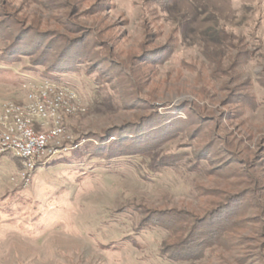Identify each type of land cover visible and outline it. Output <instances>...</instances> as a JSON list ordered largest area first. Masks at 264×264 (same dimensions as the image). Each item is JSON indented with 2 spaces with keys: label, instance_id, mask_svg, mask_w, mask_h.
<instances>
[{
  "label": "rangeland",
  "instance_id": "rangeland-1",
  "mask_svg": "<svg viewBox=\"0 0 264 264\" xmlns=\"http://www.w3.org/2000/svg\"><path fill=\"white\" fill-rule=\"evenodd\" d=\"M5 21L0 54L10 34L25 30L47 56L57 41L51 31L73 46L85 41L95 56L78 70L54 74L81 100L62 122L69 146L77 147L36 163L25 186L20 163L0 159V264H264V0H0ZM156 53L161 61L152 60ZM42 72L26 56L0 61V106L23 104ZM246 95L255 97L254 110L243 104ZM144 103L158 115L179 103L188 107L192 126L185 133L197 135L194 152L213 139L211 167L240 158L235 168L260 180V203L242 178L190 171L184 132L135 157L108 161L95 153L101 132L137 122ZM225 137L234 142L232 153L222 145ZM217 150L223 156L216 159ZM173 152L186 159L153 166ZM244 191L254 200L239 208L241 229L226 233V247L197 260L168 262L159 249L178 235L140 225L172 209L202 217Z\"/></svg>",
  "mask_w": 264,
  "mask_h": 264
},
{
  "label": "trees",
  "instance_id": "trees-1",
  "mask_svg": "<svg viewBox=\"0 0 264 264\" xmlns=\"http://www.w3.org/2000/svg\"><path fill=\"white\" fill-rule=\"evenodd\" d=\"M6 22L7 21L0 22V28H4ZM24 31L25 30L15 34L14 37L11 34L9 35V39L11 40L0 54L1 62L13 63L21 61L24 56L29 57V66L31 69H36V67H41L43 69L40 76L41 80L60 82L59 77L54 74H63L67 71L78 70L77 68L79 64L90 61L92 52H89L85 41L80 45L75 44V46H73L75 41L69 39L65 35L63 36L57 32L51 31V33H53L51 34L52 37L56 36L57 41L51 43L53 45L50 46V52L48 53L49 56H47L42 49H40L41 47L36 45L37 41L34 42L33 40L26 38L29 32L27 33ZM30 31H32V29H30ZM87 36L91 39V35L89 33ZM44 40V42H42V40L39 42L40 46L46 43V36H44ZM55 43H57V45ZM48 45H50V41L47 42V46ZM60 46L63 47L62 53L55 55ZM170 55H172V52L168 51L167 55L163 59V62L166 61ZM162 58L163 55L156 53V56H153L152 60L161 61ZM245 99L246 101L243 104L248 105L246 108L254 110L256 108V106H254L256 103L255 97L253 95H246ZM150 107L151 104L148 106L146 103L140 106L143 110V114L138 117L136 120L137 122L123 123V125L111 127L108 130L102 131L101 136L98 137L100 144L99 146H95L94 152L108 161L114 158L135 157L147 153L162 144H166L168 141H172L183 132L185 133L187 129L192 126V121L189 120V114L187 113L188 107L185 105L183 106L179 103V105L171 107L172 110L170 111L181 112L182 115H185L184 117L180 116V118L175 117V115L173 116L172 112H167L165 115H158L156 112H153ZM186 134L187 133H185L184 136H186L187 142L183 144L185 147L192 146L190 158L186 161L190 164V171L208 176L215 173L221 175L222 177L233 175L234 178H242L244 180L243 183H245L246 186H250V184L255 186V193L253 196L255 200L253 197H248L247 199L244 191V193L239 194L238 197L227 198L223 204L219 205L217 208L211 210V212H208L202 217H195L189 211H176L172 209L164 213L154 212L151 216H149V218H143V220L140 221L141 227L156 226L168 233L170 232V234L178 235L174 244H170L169 246H164L159 249L161 256L168 262L171 261L173 263L197 260L205 254V251L212 249V247H226L229 242V238L226 236V233H229L235 228L236 230L241 229V223H239V220L236 219L241 213L239 208L244 207L243 209H245L247 207L246 203L250 204L253 200L256 201L259 195V191L256 190V186L260 184V180L254 176H249L250 174H248L246 170L244 171V169L235 168V164L241 163L240 158L238 160L237 158L231 160L228 157L226 159L227 163L222 161L221 164L211 167L210 153L213 150V144L211 143L213 139L210 140L209 144H206L204 148L198 151L195 150L194 152L193 144L196 143L197 135H193L194 133L189 135ZM240 140L241 139L237 140L235 144L236 148H239L242 144ZM222 143V145L227 147L225 149L230 152L232 151L231 149H228V147L230 145L232 147L234 142L232 143L228 141L225 137ZM73 145H77V142ZM223 153L224 150H222V154ZM219 154H221V151L217 150L216 155H214L216 159L218 156H223ZM226 154L227 156H230V154ZM185 157L186 153L184 152L166 153L161 155L153 163V166L161 169L162 167L167 166L176 167L179 165L181 160L186 159ZM205 165L207 167H205ZM233 168L235 171H233ZM253 203L251 204L259 207L257 210L261 208L260 204Z\"/></svg>",
  "mask_w": 264,
  "mask_h": 264
},
{
  "label": "built area",
  "instance_id": "built-area-1",
  "mask_svg": "<svg viewBox=\"0 0 264 264\" xmlns=\"http://www.w3.org/2000/svg\"><path fill=\"white\" fill-rule=\"evenodd\" d=\"M29 85L23 104L8 101L0 106V159L6 156L20 163L22 186L29 184L36 163L76 147L69 146L73 139L62 122L81 104L66 83L39 80Z\"/></svg>",
  "mask_w": 264,
  "mask_h": 264
}]
</instances>
